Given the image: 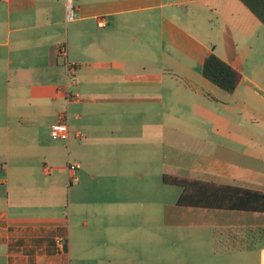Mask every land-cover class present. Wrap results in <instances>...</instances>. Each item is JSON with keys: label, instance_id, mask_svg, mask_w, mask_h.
<instances>
[{"label": "crops", "instance_id": "crops-1", "mask_svg": "<svg viewBox=\"0 0 264 264\" xmlns=\"http://www.w3.org/2000/svg\"><path fill=\"white\" fill-rule=\"evenodd\" d=\"M209 54L239 72L232 94L203 78ZM64 113L68 142L50 135ZM164 174L264 193V26L251 12L0 0V264H264V246L215 251L224 231L264 229V213L177 207Z\"/></svg>", "mask_w": 264, "mask_h": 264}, {"label": "trees", "instance_id": "trees-1", "mask_svg": "<svg viewBox=\"0 0 264 264\" xmlns=\"http://www.w3.org/2000/svg\"><path fill=\"white\" fill-rule=\"evenodd\" d=\"M264 26V0H239ZM201 74L204 79L232 94L240 81V74L214 54L204 59ZM162 183L179 188L176 206L226 211L264 213V193L234 186L162 175ZM226 238H217L215 251H246L264 246V229L249 228L224 231Z\"/></svg>", "mask_w": 264, "mask_h": 264}, {"label": "built area", "instance_id": "built-area-1", "mask_svg": "<svg viewBox=\"0 0 264 264\" xmlns=\"http://www.w3.org/2000/svg\"><path fill=\"white\" fill-rule=\"evenodd\" d=\"M58 55L60 57H65L66 56V50L61 47L58 50ZM66 69H67V73L70 74L72 69L68 64H66ZM50 135H51V138L53 140L68 142L69 130H68L67 114L64 113V114H61L59 116L58 121L51 128ZM78 169H79L78 164H74V163H68L67 164L66 170L68 172L69 181H72V182L77 181L76 172L78 171ZM45 171L47 173H49L51 171V169L46 167ZM62 244H63V241L61 239H58L57 246L61 247Z\"/></svg>", "mask_w": 264, "mask_h": 264}, {"label": "rangeland", "instance_id": "rangeland-1", "mask_svg": "<svg viewBox=\"0 0 264 264\" xmlns=\"http://www.w3.org/2000/svg\"><path fill=\"white\" fill-rule=\"evenodd\" d=\"M65 33H67V26H66V28H65ZM66 156H67V153H66ZM69 160H70V162H75L74 161V158H73V156L71 155V154H69ZM163 163H164V161H162V162H160V163H154V169H155V172H164L165 171V165H163ZM169 165H174V163H170ZM178 165H180L181 166V173H179V174H181V176H185V177H188L191 173H190V167H191V162L190 161H188V162H185V164L182 166V164H178ZM49 168V167H48ZM167 170V169H166ZM166 172H168V171H166ZM162 185V184H161ZM169 187H171V186H169ZM172 189V188H171Z\"/></svg>", "mask_w": 264, "mask_h": 264}]
</instances>
